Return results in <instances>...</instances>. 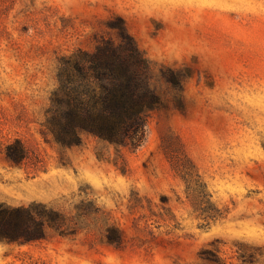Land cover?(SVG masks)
<instances>
[{"label":"rangeland","instance_id":"1","mask_svg":"<svg viewBox=\"0 0 264 264\" xmlns=\"http://www.w3.org/2000/svg\"><path fill=\"white\" fill-rule=\"evenodd\" d=\"M124 23L165 100L140 144L46 139L61 58ZM0 202L60 213L0 264H264V0H0Z\"/></svg>","mask_w":264,"mask_h":264},{"label":"trees","instance_id":"2","mask_svg":"<svg viewBox=\"0 0 264 264\" xmlns=\"http://www.w3.org/2000/svg\"><path fill=\"white\" fill-rule=\"evenodd\" d=\"M121 32L119 43L102 38L93 50L77 48L61 58L59 87L51 96L42 131L46 139L51 134L62 147H72L82 144L87 134L118 147L140 144L149 116L164 106V94L158 90L153 61L140 50L125 23ZM171 71L165 76L183 81L180 70ZM4 152L15 165L29 157L21 139L7 144ZM49 212L0 202V240L25 243L46 237L60 214L52 208Z\"/></svg>","mask_w":264,"mask_h":264}]
</instances>
